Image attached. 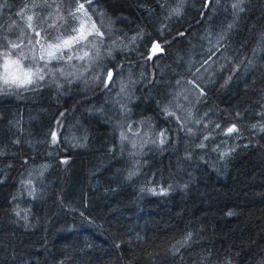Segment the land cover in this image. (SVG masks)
<instances>
[{"label":"trees","instance_id":"trees-1","mask_svg":"<svg viewBox=\"0 0 264 264\" xmlns=\"http://www.w3.org/2000/svg\"><path fill=\"white\" fill-rule=\"evenodd\" d=\"M85 13L114 58L0 92V264H264V0H0V53Z\"/></svg>","mask_w":264,"mask_h":264},{"label":"rangeland","instance_id":"rangeland-1","mask_svg":"<svg viewBox=\"0 0 264 264\" xmlns=\"http://www.w3.org/2000/svg\"><path fill=\"white\" fill-rule=\"evenodd\" d=\"M99 22L94 19H90L87 15L82 14L81 18H78L76 27L73 28L76 31V35H79V29L83 24L84 30L86 33H91L88 35L86 41H81L79 44H73L71 47L63 48L60 52H57L56 55H63L62 59H50L48 56L49 47L45 49H41L38 52L36 47V43L30 42H18L14 43L18 45L16 48H12V43L10 44L9 51H13L14 57L12 59H20L22 60V64L24 67L31 66L32 70L35 71L37 68H43V64L48 62H56L59 63V67L56 69V73L63 74L67 73L76 77L77 75H81V77L86 74L89 76L92 72L100 67L103 62L107 59H112L115 57L114 53L118 52V46L114 45L112 42L111 36H107L102 30L99 28ZM95 25V28H93ZM11 30L15 34H19V28L11 27ZM99 31L102 33L101 35H97L96 32ZM70 37L67 40H71ZM88 52V56L83 59H79L77 57L83 56L84 52ZM73 56L72 60H67V56ZM41 56L44 58L41 59ZM43 72V71H42ZM41 72V73H42ZM133 88V87H132ZM179 89L176 90V93L173 94V99H199L200 93L191 85H179ZM115 99H133V96L127 92V88L118 83L115 87Z\"/></svg>","mask_w":264,"mask_h":264},{"label":"snow or ice","instance_id":"snow-or-ice-1","mask_svg":"<svg viewBox=\"0 0 264 264\" xmlns=\"http://www.w3.org/2000/svg\"><path fill=\"white\" fill-rule=\"evenodd\" d=\"M89 3H91V0H89ZM234 8H237L238 5L234 4ZM84 9V4L80 3L79 9L77 11L83 10ZM240 11H243L242 8L239 9ZM87 15V13H85ZM29 21L32 20V17L29 16L27 18ZM31 26V25H29ZM93 28H95V25H93ZM91 33H86L84 30L83 24L81 25V28L79 29V35L72 37L71 40H64L60 43H56L53 45H49V49H52L51 51H48V56L50 59H62L64 58L63 55L61 54L60 56H57L56 53L60 52L61 49L63 48H68L71 47L73 44H79L81 41H86L88 35ZM97 35H101L99 31L96 32ZM37 36H39V33H36ZM135 40V38H133ZM12 48L18 47L16 44L11 45ZM163 48L160 46L159 43H153L152 49H151V55L148 56V59H151L152 56L156 55L157 52H162ZM88 56V52L85 51L83 56L77 57L79 59H83L84 57ZM0 57H2V63H0V92H5L8 91L10 88L13 86L15 88H27L29 85L36 84L38 80H43L44 75L41 74L43 71L42 68H37L35 71L32 70L31 66L24 67L22 64V60L20 59H11V53L5 51L3 53H0ZM44 57L41 56V59ZM73 56L69 55L67 56V60H72ZM44 67H47V63H45ZM112 79V72H108V80L111 81ZM201 95H203V92L201 91ZM171 115V113H169ZM59 123V121H57ZM219 127V125H217ZM255 127V125H253ZM264 130V129H262ZM238 129L236 128L235 125L227 128L225 134L226 135H231L234 132H237ZM51 138H52V143L56 144L57 143V132L52 131L51 132ZM163 135V134H161ZM207 139V137H205ZM203 146V145H201ZM223 155H228V153H223ZM64 163H67V161H63Z\"/></svg>","mask_w":264,"mask_h":264}]
</instances>
